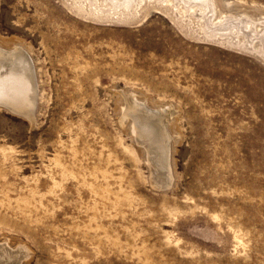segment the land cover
<instances>
[{
    "label": "rangeland",
    "instance_id": "rangeland-1",
    "mask_svg": "<svg viewBox=\"0 0 264 264\" xmlns=\"http://www.w3.org/2000/svg\"><path fill=\"white\" fill-rule=\"evenodd\" d=\"M167 4L0 0V43L38 87L33 123L0 107V243L19 264H264V23L209 37ZM213 5L215 25L264 21V0ZM128 94L171 111L167 189L121 120Z\"/></svg>",
    "mask_w": 264,
    "mask_h": 264
},
{
    "label": "bare ground",
    "instance_id": "bare-ground-1",
    "mask_svg": "<svg viewBox=\"0 0 264 264\" xmlns=\"http://www.w3.org/2000/svg\"><path fill=\"white\" fill-rule=\"evenodd\" d=\"M147 1L73 0V3L83 14H112L111 17L121 18L126 17L131 8L137 9ZM152 1L170 4L179 15L183 16L184 13H188L189 16L193 15L196 21L201 24L200 29L202 32L208 34L209 37H217L220 33L234 28L245 34L248 30V23L252 26L264 23V21L257 20L251 22L250 19L243 17L242 22L238 21L233 23V25L225 20L221 24L215 25L212 22L215 15L213 0ZM232 44L237 43L232 42ZM126 97L121 120L125 122L126 119H129L131 121L133 137L140 144L146 155L151 172L150 181L157 187L171 185L173 177L169 166L171 165L169 164L170 136L168 134L169 130H167L171 111L164 108H150L145 102L136 100L133 95ZM37 101L38 87L30 56L20 46L10 45L3 47L0 43V107L16 113L33 123ZM20 252L21 250L18 248L11 249L6 242L0 243V264H19V258L24 256V253Z\"/></svg>",
    "mask_w": 264,
    "mask_h": 264
},
{
    "label": "water",
    "instance_id": "water-1",
    "mask_svg": "<svg viewBox=\"0 0 264 264\" xmlns=\"http://www.w3.org/2000/svg\"><path fill=\"white\" fill-rule=\"evenodd\" d=\"M169 187H170V185H168V186L167 185H164V186H160L159 188L162 189V190H164V189H167ZM11 264H13V263H11Z\"/></svg>",
    "mask_w": 264,
    "mask_h": 264
}]
</instances>
